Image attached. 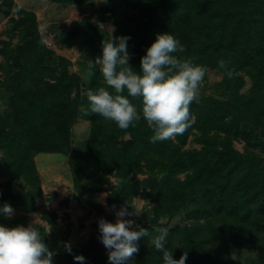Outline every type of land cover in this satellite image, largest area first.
I'll return each instance as SVG.
<instances>
[{"label": "trees", "instance_id": "trees-1", "mask_svg": "<svg viewBox=\"0 0 264 264\" xmlns=\"http://www.w3.org/2000/svg\"><path fill=\"white\" fill-rule=\"evenodd\" d=\"M52 1L82 5L87 0ZM121 1L132 12L128 16L131 26L117 28L112 35L131 37L129 64L134 70L139 71L140 58L156 35L167 32L185 46L182 55L207 68L204 80L211 78L212 73L220 75L230 96L200 95L199 102L190 106L192 126L174 140L157 143L150 142L152 130L143 119L135 127L121 130L115 122L98 115L85 116L90 126L81 143L82 152L72 160L74 187L102 211L95 198L96 191L104 189L103 183L111 185L107 197L111 207L135 205L133 198L138 195L150 198L151 205L145 204L141 213L146 220L141 225L149 229L150 237L138 241V253L125 264H163L162 254L151 243L157 227L169 229L165 246L175 259L187 252L186 264H230L225 251L231 245L256 247L258 252L250 255L246 264H264L261 157L251 150L240 152L233 144L235 138L250 143L255 131L264 134V0ZM102 9H109L106 2ZM0 14L10 21L5 30L8 39H0V68L4 74L0 86L10 94L6 115H0V150L6 154L0 163L10 167L8 172L4 168L2 171L13 179H22L29 187L14 192L8 180L4 189L0 188V205L7 202L20 209L11 218L0 215V224L27 226L28 213L38 207L35 203L42 195L35 155L69 153L76 144L75 122L83 114L81 108L88 104L86 90L103 86V80L98 66L93 69L95 74L88 76L89 64L85 61L79 62L86 66L85 74L73 72L72 61L45 43L34 11L15 0H0ZM104 20L108 19L101 15L95 21L74 22L69 28L60 29L58 41L65 46L77 45L84 58L102 55V41L111 36L109 29L101 25ZM15 35L18 40L12 43ZM221 59L233 71L232 78L219 67ZM242 72L249 74L253 85L248 94L241 92L245 86ZM132 102L139 109L141 101ZM191 135L201 144L200 148L184 149ZM181 172L186 173L185 178L179 176ZM138 173L147 176L134 179ZM111 174L115 182L111 181ZM193 204L197 210L191 213ZM187 212L191 213L190 218H208L204 226L207 237H200L203 224L193 219L169 226L171 220L177 216L183 219ZM59 217L53 209L42 211V218L51 227L45 242L57 253L54 264H78L73 258L76 254L86 258L85 264H109L107 250L96 236L87 244H78L72 254L58 251L50 236ZM105 219L115 223L112 215ZM163 219L170 221L163 223ZM93 225L98 228V221ZM178 237L184 239L181 245L174 243Z\"/></svg>", "mask_w": 264, "mask_h": 264}, {"label": "clouds", "instance_id": "clouds-1", "mask_svg": "<svg viewBox=\"0 0 264 264\" xmlns=\"http://www.w3.org/2000/svg\"><path fill=\"white\" fill-rule=\"evenodd\" d=\"M102 2V0H94ZM19 11V9H17ZM111 36L102 41V55L88 66V76L95 73L98 66L103 86L86 90L87 107H82L83 115H98L115 122L121 130L135 127L141 119L152 130L150 142L174 140L183 135L193 123L191 104L199 102L200 87L207 74V68L196 64L185 53V46L170 33H158L140 58L139 71L129 64L128 35ZM219 67L226 70L228 78L233 71L225 60L218 61ZM139 99V109L132 102ZM131 208V211H129ZM116 221L112 223L101 217L98 220V239L107 250L109 264H125L138 253V241L150 237L148 228L127 217L143 213L140 204L125 203L117 210ZM15 209L5 202L0 205V215L11 218ZM157 235L151 237L154 248L162 254L163 264H186L187 252L179 259L165 245L169 235L167 227H157ZM51 234V227L42 233L34 222L24 226L0 224V264H54L57 254L45 242ZM64 248L72 254L71 244L64 242ZM78 264H85L86 258L74 255Z\"/></svg>", "mask_w": 264, "mask_h": 264}, {"label": "rangeland", "instance_id": "rangeland-1", "mask_svg": "<svg viewBox=\"0 0 264 264\" xmlns=\"http://www.w3.org/2000/svg\"><path fill=\"white\" fill-rule=\"evenodd\" d=\"M20 6L28 10H32L36 14L37 23L39 30L41 32L42 38L44 39L47 46L53 49L57 54H62L69 58L72 61V66L70 69L73 72H79L81 75L86 73V66L80 65V61H85L88 64H91L96 57L84 58V53L78 48L77 45L65 46L58 41V34L60 29L69 28L72 23L78 22L82 19H90L95 21V19L107 17L108 20H104L101 25L104 28L116 30L125 26H131L128 16L132 15L130 8L124 4L121 0H102V2H94V0H87L85 4H60L52 0H15ZM107 3L109 9L103 11L102 6L104 3ZM16 16V15H15ZM10 26V21L7 17H2L0 14V39H8V34L6 33L7 27ZM113 33V32H112ZM18 40V35H15L12 39V43H16ZM3 61V56L0 54V63ZM241 76L245 78V86L242 88L241 92L248 94L253 85L249 78L247 72H242ZM4 78L3 68H0V82ZM228 91V92H227ZM200 95H213L218 97H224L225 95L230 96L229 90L227 89L226 83L221 79L220 75L212 73L211 78L204 80L200 87ZM10 94L4 87L0 86V115H6L5 111L10 106ZM90 126L89 119L85 115H80L75 122L74 130L76 132L75 139L76 144L73 148L70 149L68 154H62L59 152L48 153L42 152L35 155V164L37 172L39 175V180L42 188V195L37 198L36 205L38 207L28 213L29 224L34 222V224L42 225L45 227V230L40 229L42 233H45L47 228H49L48 222L42 218V211L44 209H53L60 215L57 220V228L50 239L55 240L57 245V250L65 252L64 242L71 244V248H75L78 244H87L92 237H98L99 230L93 225L94 222H97L99 218H107V215L113 216V222L116 221L115 210L107 203V197L110 193L111 185L108 183H103L102 186L104 189L96 191V201H99L102 210H98L96 207H93L91 201L88 199L86 194H82L77 191L74 187V180L72 174V160L73 158L80 154L83 150L82 140L85 138V132ZM253 131V130H251ZM255 131V130H254ZM253 131V132H254ZM255 138L248 143L244 139L235 138L233 140L234 148L240 152H247L251 150L255 153L256 156L259 155L261 159V168L264 171V134L260 131H255ZM128 136V134L126 135ZM196 137L191 135L183 146L184 149L187 148H200L201 144L196 141ZM6 154L4 151L0 150V159ZM258 159V158H257ZM7 172L10 170V167H4L0 163V188L4 189L3 185L11 180V186H13L14 192H19L20 190H26L28 185L22 180H16L12 178V175ZM147 175L143 173H138L134 176V179H143ZM181 178H185L186 173H179ZM111 181L115 182V177L113 174L110 176ZM257 182H261L258 180ZM259 186V185H258ZM142 190V189H141ZM251 194H256L254 191L250 190ZM150 198H145L141 195L135 196L133 198V203L140 204L142 207L145 204H149ZM151 205V204H149ZM192 209L195 212L197 205ZM15 209L14 215H16L20 209L12 206ZM119 209V208H115ZM23 212V211H22ZM21 212V213H22ZM190 212L183 214V219L181 216L175 217L173 220L162 221L163 223H169V226L188 223L192 219L196 223H201V236L207 237L205 226L208 218L200 217L199 218H190ZM106 215V217H105ZM129 219L136 220L137 224L142 226V222H146L145 218L141 215L127 217ZM141 218V219H140ZM141 220L138 222V220ZM147 224V223H146ZM40 228V227H39ZM255 237L253 233L250 234ZM49 236V235H48ZM63 236H68L67 240L61 239ZM47 237V236H46ZM252 237V238H253ZM175 245H179L184 242V239L178 237ZM212 241H208L207 244L210 245ZM181 245V244H180ZM258 249L247 248V247H238L230 246L227 251H225L226 259L230 264H246L247 259L250 255L256 254Z\"/></svg>", "mask_w": 264, "mask_h": 264}]
</instances>
